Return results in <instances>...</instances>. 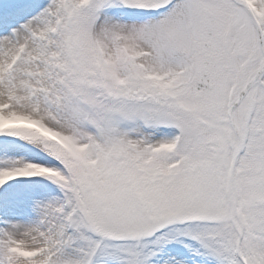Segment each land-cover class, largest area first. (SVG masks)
Returning <instances> with one entry per match:
<instances>
[{"label":"snow or ice","instance_id":"1","mask_svg":"<svg viewBox=\"0 0 264 264\" xmlns=\"http://www.w3.org/2000/svg\"><path fill=\"white\" fill-rule=\"evenodd\" d=\"M0 264H264V0H0Z\"/></svg>","mask_w":264,"mask_h":264},{"label":"rangeland","instance_id":"2","mask_svg":"<svg viewBox=\"0 0 264 264\" xmlns=\"http://www.w3.org/2000/svg\"><path fill=\"white\" fill-rule=\"evenodd\" d=\"M0 10L7 12L8 9H7V7H4L3 9H0Z\"/></svg>","mask_w":264,"mask_h":264}]
</instances>
